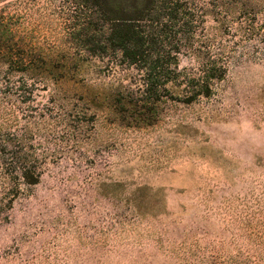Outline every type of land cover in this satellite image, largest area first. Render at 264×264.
<instances>
[{"label":"rangeland","instance_id":"rangeland-1","mask_svg":"<svg viewBox=\"0 0 264 264\" xmlns=\"http://www.w3.org/2000/svg\"><path fill=\"white\" fill-rule=\"evenodd\" d=\"M243 1L179 0L200 22L138 24L131 60L72 0H0V133L44 163L0 215V264H264V0L246 40L226 12ZM195 50L231 59L186 104Z\"/></svg>","mask_w":264,"mask_h":264},{"label":"trees","instance_id":"trees-1","mask_svg":"<svg viewBox=\"0 0 264 264\" xmlns=\"http://www.w3.org/2000/svg\"><path fill=\"white\" fill-rule=\"evenodd\" d=\"M83 12L76 18H85L88 22L94 20L112 21L114 27L110 37L115 41V47L123 52L126 58L136 60L141 55V48L145 43L146 31L139 30L140 23H154L162 20L174 21L182 16L186 28H192L193 24L200 22L201 16H195L197 20H190L191 14L186 11V4H179V0H72ZM245 0L228 7L226 12L235 19L240 18L239 32L245 40L249 37H258L257 28L252 24V9ZM226 7L222 3L215 6L221 10ZM184 11L182 12V10ZM218 14V13H216ZM247 18V21L243 22ZM5 17L0 18V25H4ZM224 32H227V20H217ZM188 35L193 33L188 30ZM260 36V35H259ZM191 48V39L187 36ZM264 43V35L259 37ZM193 42V41H192ZM223 49L224 46L222 45ZM190 50V49H189ZM1 54V52H0ZM190 54L197 60L199 67L196 72H185V87L183 92L184 103L192 104L200 97H210L213 93V82L223 80L228 73L231 55L222 51L212 55L208 51L195 50ZM9 127L17 126V119H9ZM74 123V121H73ZM68 124L69 129L81 131L80 126ZM84 129V127H82ZM18 129V128H17ZM17 129H11L0 133V215L11 210L14 202L23 196L25 189L39 184L43 175V160L38 155L36 147L31 144V136L26 132L18 133Z\"/></svg>","mask_w":264,"mask_h":264}]
</instances>
